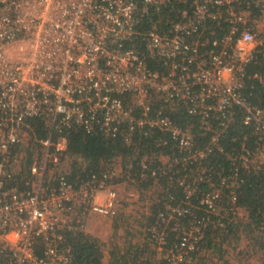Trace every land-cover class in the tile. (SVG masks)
Returning <instances> with one entry per match:
<instances>
[{"label":"built area","instance_id":"2783aa9c","mask_svg":"<svg viewBox=\"0 0 264 264\" xmlns=\"http://www.w3.org/2000/svg\"><path fill=\"white\" fill-rule=\"evenodd\" d=\"M254 85L264 86V0H0V264H74L64 232H85L90 216H118L131 166L118 175L117 155L68 180L71 164L83 163L52 135L74 128L118 138L138 158L140 179L155 185L165 176L182 188V200L168 195L145 233L168 264H195L200 252L217 264L224 253L264 264V247L253 245L264 242V187L256 218L237 203L243 176L264 171V106L245 93ZM178 103L208 133L204 144L193 123L169 118ZM235 111L245 133L225 150ZM150 137L168 152L139 148ZM214 152L227 170H211ZM237 222L253 226L243 229L246 246L199 250L214 231L235 236L228 226Z\"/></svg>","mask_w":264,"mask_h":264},{"label":"trees","instance_id":"16d2710c","mask_svg":"<svg viewBox=\"0 0 264 264\" xmlns=\"http://www.w3.org/2000/svg\"><path fill=\"white\" fill-rule=\"evenodd\" d=\"M147 65L150 69H157L158 65L153 61L148 60ZM260 68L259 63L250 64L247 69ZM245 93H249L247 99L258 106H264V86L254 85L252 89L247 88ZM169 118L178 126L185 127L188 123H193L192 128L195 134L196 142L201 145L206 142L208 133L200 134V131L196 128L195 118L188 115L185 111L184 104L178 103L176 110L167 112ZM234 121L227 125L223 129L221 136V142L225 150H228L232 146L236 145L237 140H239L245 133V129L239 127V117L240 113L238 111L234 112ZM32 131L38 138H43L46 134V130L43 127L39 119L30 120ZM63 136L65 139L66 150L70 155L78 156L83 163L82 166H77L76 163L71 164V171L67 175L68 180H74L75 177H83L88 172H98L104 168L111 158L119 155L121 161H126L131 166L130 177L136 179L139 182L138 188L145 187L147 185H152L151 179L146 177L145 179H140L137 176L138 158L132 157L130 150L118 139H111L102 136L97 132L86 133L80 128H74L69 130H64L61 135L53 134L52 137ZM234 138V141H231ZM139 148H144L157 153V151L162 150L166 153L168 150L165 147H157L153 144L152 138H147L139 141ZM143 148V149H144ZM207 160V164L211 165V170H227L228 163L221 154L216 152L211 153ZM156 161L154 165L159 164ZM126 164V163H123ZM175 177V176H174ZM155 185L159 186V192L156 199L150 204L149 211L150 217L146 219L145 224H141L145 233H147V228L154 224L156 213L158 210L162 209V202L166 201L168 195H172L174 200L180 202L183 198L182 188L166 184V177L162 176L157 179ZM201 189L204 188V184L200 183L198 185ZM264 187V171H259L256 174H248L243 176V182L240 185L237 195V203L239 206L248 211L249 218H256L255 214L261 208V198L263 196ZM197 215H201V211H195ZM187 218H183L185 221ZM172 221V220H171ZM228 233L235 235L236 230L242 227L244 230L248 228L251 230L253 226L250 227V223L241 224L240 222L233 223L228 226ZM215 233L212 235H206L202 242L199 244V250L212 249L215 253L220 255L221 243L216 242V238L220 237L223 239L221 233ZM236 236V235H235ZM65 242L69 245L71 251V258L74 264H104L102 262V251L97 239L86 232L79 230L76 231H65L64 232ZM174 238V233L167 231L166 241L170 242ZM222 242V241H221ZM150 242L143 238L140 243H126V245L120 249L118 247H112L109 252L107 263L105 264H168L164 259L157 255L155 250L150 249ZM253 245H260L259 247H264V242L260 239H253ZM196 254H194L195 257Z\"/></svg>","mask_w":264,"mask_h":264},{"label":"rangeland","instance_id":"374dc122","mask_svg":"<svg viewBox=\"0 0 264 264\" xmlns=\"http://www.w3.org/2000/svg\"><path fill=\"white\" fill-rule=\"evenodd\" d=\"M75 158L71 162H77ZM164 162V160H162ZM161 161V162H162ZM82 163V162H80ZM126 163V164H123ZM113 166L118 171L129 166L128 162L121 161V159L115 158L113 160ZM139 182L132 177L124 179L122 184L118 186V198H120V206L118 208V216L113 219H106L100 216H90L88 224H97L95 227H90L87 225L86 233L95 237L100 245L102 251V262L105 264L109 259H107L108 252L112 247H118L122 249L126 243H140L143 238L147 240L145 231L141 224H145L146 219L150 217L149 206L156 199L159 192L158 185H147L145 187L138 188ZM165 201L162 202V207L165 206ZM255 234V233H254ZM236 236L229 235L221 239L216 238V242L221 243L224 252L226 254L229 251L234 250L237 246L244 247L248 243L246 242L244 232L242 227H239L236 232ZM237 235L240 236L237 237ZM222 241V242H221ZM150 249H153L150 245ZM157 254V253H156ZM157 256V255H155ZM225 258L221 259L220 264L238 263L240 264V258H227L224 253ZM215 255L211 254L207 258L203 253H198L195 258V264H217L214 260ZM224 261V262H222ZM261 264L260 260L255 259L254 263L249 264Z\"/></svg>","mask_w":264,"mask_h":264},{"label":"crops","instance_id":"0c3cea01","mask_svg":"<svg viewBox=\"0 0 264 264\" xmlns=\"http://www.w3.org/2000/svg\"><path fill=\"white\" fill-rule=\"evenodd\" d=\"M106 219H107V218H106ZM87 225H89V228H90V227H95V226H97V224H92V223L90 224V222H89V224H88V221H87ZM86 227H87V226H86Z\"/></svg>","mask_w":264,"mask_h":264}]
</instances>
